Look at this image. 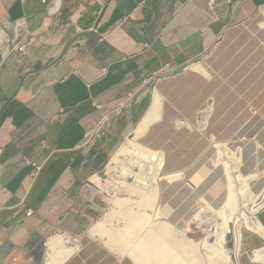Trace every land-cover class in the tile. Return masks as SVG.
<instances>
[{
    "label": "crops",
    "instance_id": "crops-1",
    "mask_svg": "<svg viewBox=\"0 0 264 264\" xmlns=\"http://www.w3.org/2000/svg\"><path fill=\"white\" fill-rule=\"evenodd\" d=\"M263 9L264 0H0V264H47L51 240L71 239L66 233L78 242L67 238L66 249H76L61 264H133L96 239L108 235L95 234L98 221L86 233L105 211L95 177L151 106L157 78L164 113L146 141L159 149L154 141L170 122L188 135L207 128L224 88H214L223 77L209 60ZM16 21L32 34L26 53L12 51L3 27ZM130 95L107 135L80 150L103 108ZM31 163L42 165L35 177ZM257 221L242 233L238 264H264V207Z\"/></svg>",
    "mask_w": 264,
    "mask_h": 264
},
{
    "label": "rangeland",
    "instance_id": "rangeland-1",
    "mask_svg": "<svg viewBox=\"0 0 264 264\" xmlns=\"http://www.w3.org/2000/svg\"><path fill=\"white\" fill-rule=\"evenodd\" d=\"M257 38L264 42V9L253 22L230 30L226 37L225 46L220 48L209 60L211 67L223 77V79L218 77L215 80L214 88L220 86L221 83L224 88L220 93L219 107L215 110V116L208 125L209 115L204 117L207 128L200 130L201 128L198 126H191L197 131L188 135L187 125H181L183 129L177 132L174 123L170 122L163 126L161 133L154 141V145L160 147L159 150L153 148L146 141L147 134L143 133L140 125L144 115L135 131L119 142L114 148L104 175L101 176L102 182L97 183L100 187L101 203L105 211L102 216L95 219L87 227V234L96 221H105L111 232H107L108 235L97 234L96 239L117 256L126 258L133 264H140L130 259L131 252L122 253V251L116 250L112 243L115 237L121 234L119 230L129 222L130 210L138 213L145 211V206L137 204V201L141 199L137 198L136 194L132 195L126 190L125 184H132L136 187L139 185L137 180L143 178L149 184L143 189L147 192L151 191L154 177L160 176L157 170L161 161L159 158L164 155L162 149H169L173 154L166 157L164 172L176 173L171 175V183L164 181L161 177L159 178L162 186L161 195L155 203V210L151 212L155 216L153 229L156 232L164 234L163 230H170L176 239H185L196 244H200L205 235L218 237L226 224L223 213L221 212L220 215L217 210L222 205L227 192L226 167L233 166L231 157L234 155L236 158L240 157L243 173H247L246 175L259 174L260 179H257L258 182L255 180V185L253 184L254 192L250 201L259 204L264 200V174L262 175L264 173V43L261 46L257 45ZM195 66L204 70L201 64L193 65L192 68L194 69ZM157 80L158 78L151 85L150 99L152 101L156 94L161 95L158 90H155ZM161 97L163 99L162 95ZM179 106L182 107L183 104L180 102ZM163 113L164 99L161 117ZM174 114L178 115V110H175ZM178 121H182V119L179 118ZM130 139L146 149L156 152L154 158L138 155L134 147L130 146ZM171 142L180 144V150L172 152L174 147H172ZM121 144L120 149L128 147V150L121 153L118 160L113 162L115 156L113 154ZM219 160L223 164L219 163ZM244 169H246L245 172ZM121 197L131 199L119 207L116 204V199ZM237 209L240 210V207ZM162 213H164L163 216ZM225 213L227 216L231 214L228 209H225ZM258 213L253 216L254 220H257ZM209 218L213 219L212 225L207 224ZM227 225L230 233L233 234V247L228 248L227 234L225 248L227 251H235L234 232L236 223L234 220H228ZM248 227L250 226L247 223H243L242 232ZM60 234H65V231ZM66 235L71 237L73 243L78 242L72 237L73 235L67 233ZM68 239L71 242V239ZM166 239L168 244L176 247V243L170 235H167ZM118 240L119 245L124 244L121 237H118ZM176 249L180 250V247H176ZM197 250V254H190L200 258L198 263L212 264L206 261L208 258L207 255H204L206 252L204 248L199 245ZM231 259L230 264L231 262L238 264V257L235 253L232 254Z\"/></svg>",
    "mask_w": 264,
    "mask_h": 264
},
{
    "label": "bare ground",
    "instance_id": "bare-ground-1",
    "mask_svg": "<svg viewBox=\"0 0 264 264\" xmlns=\"http://www.w3.org/2000/svg\"><path fill=\"white\" fill-rule=\"evenodd\" d=\"M194 70L204 71L199 66H195ZM162 112H163V99L160 94H156L154 96L150 108L146 112L144 119L140 124L141 129L145 135L148 133L149 129L154 125V123L160 118H162L161 117ZM129 141H130V146L134 147L138 155L141 154V156L145 158L146 157L154 158L156 152L146 149L145 147L139 145L137 142L133 141L132 139H130ZM127 150L128 147H122L115 154L113 158V162H116L120 154L127 152ZM132 153H134V151H132ZM161 158H159L161 161L159 163L160 166L158 165L159 167L157 170L159 171L158 174L160 176L154 177V184L152 183L151 185L152 188L151 191L147 192L145 189H143L146 187V185H149L148 183L145 182L143 178L137 180L139 185L136 187L133 186L132 184L129 185L125 184L126 190L131 192L132 195L136 194L137 195L136 197L141 199L140 201H137V204L141 206L142 205L145 206V211L140 213L133 212L131 210L129 211V222L126 223L125 227L119 230L121 234H118L115 237L112 245L114 246V248H116V250H119L120 252L122 251V253L125 252L126 254V251H129V253L131 252L130 254L131 259L134 262L140 264H200L198 263V259L200 260V258L197 255L195 256L191 255L198 253L197 248L199 245L200 247L206 250L204 255H207L208 258L206 260L207 262L209 263L211 262L212 264H230V261H232L231 259L232 254L235 253L237 257H239L240 254L243 223H247V225H249L250 227L258 226V221L254 220L253 216L256 213H258V211L261 210V208L264 206V200L259 204H254V202H251L250 199L252 198L254 192L253 184L255 180L260 179L259 174L246 175L247 173H243L241 169L240 157L236 158V155L231 157L233 166H229L228 168L227 165H224L227 166L226 167L227 168L226 175L228 182L227 192L221 203L222 205L217 210V212L220 215L221 212L223 213L226 225L224 229L220 232V235L218 237H214L212 235L207 237L205 235L203 237L204 238L203 241L200 244H196L193 241L190 242L185 239L184 240L176 239L174 237V233H170V230L167 229H166L167 231L163 230L164 234H160L153 229L155 225L154 223L155 216H153L151 212L155 210V205H156L155 203L157 202L158 198L161 195L160 190L162 187L159 178L161 177V179H163L164 181L166 180L167 182L171 183L172 182L171 175L176 173V172L173 173L164 172L166 157L165 155H162ZM220 162L221 160H219V163ZM245 170L246 169H244V172ZM263 174L264 173H262V175ZM94 181L100 182L101 179L98 176L97 178L95 177ZM130 199L131 198H125V197L118 198L116 199V204L120 207L121 205H124L126 203L125 201ZM238 207H240V210L237 209ZM225 209L226 210L228 209V211L231 212V214L227 216L225 213ZM163 214L164 213H162V216ZM228 220L231 221L234 220V223H236L235 232H234L236 239L235 251H227V249L225 248V241L227 239V234L230 233L229 226L227 225ZM207 224L212 225L213 219L209 218ZM94 232L95 234L101 232L106 233V232H111V230H109L105 221H100L97 223ZM167 235H170V237H172V239L176 243L175 244L176 247L177 248L180 247V250H177L175 246L168 244V241L166 239ZM65 237L66 236L59 235V236H55V238L51 240L49 246L50 249L47 258V264H61L76 249L75 246L74 248L66 249L65 245L70 241L68 239L69 241L68 242L67 241L68 237L67 238ZM118 237L122 238L124 244L122 245L118 244L119 242ZM212 239H214V241H212Z\"/></svg>",
    "mask_w": 264,
    "mask_h": 264
},
{
    "label": "built area",
    "instance_id": "built-area-1",
    "mask_svg": "<svg viewBox=\"0 0 264 264\" xmlns=\"http://www.w3.org/2000/svg\"><path fill=\"white\" fill-rule=\"evenodd\" d=\"M60 23V19L56 20V25ZM3 27L6 30H9L13 34V44H12V51H20L23 53H26L29 49L30 41L32 39V34L27 29L25 25V21H16V22H7L4 23ZM170 68V65H166V70ZM133 102V95H130V97L122 103L121 107L115 109V110H109L105 109L103 107V117L100 123L94 125L89 131H86L83 139L78 144V148L80 150H86L89 147H91L98 139L104 137L108 133V129L111 127V124L113 122V118L117 115H120L123 110L127 107H129ZM33 166V172L32 175L35 177L39 171L42 169L41 164L37 163H31ZM264 207V206H263ZM262 207V208H263ZM261 208V209H262ZM33 211L29 210L27 215H32Z\"/></svg>",
    "mask_w": 264,
    "mask_h": 264
},
{
    "label": "water",
    "instance_id": "water-1",
    "mask_svg": "<svg viewBox=\"0 0 264 264\" xmlns=\"http://www.w3.org/2000/svg\"><path fill=\"white\" fill-rule=\"evenodd\" d=\"M233 247V234L229 233L228 234V248H232Z\"/></svg>",
    "mask_w": 264,
    "mask_h": 264
}]
</instances>
